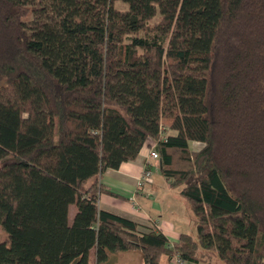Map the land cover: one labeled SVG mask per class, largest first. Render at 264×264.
Segmentation results:
<instances>
[{"label": "trees", "instance_id": "16d2710c", "mask_svg": "<svg viewBox=\"0 0 264 264\" xmlns=\"http://www.w3.org/2000/svg\"><path fill=\"white\" fill-rule=\"evenodd\" d=\"M148 141L196 237L98 206ZM0 229V264H264V0H0Z\"/></svg>", "mask_w": 264, "mask_h": 264}, {"label": "crops", "instance_id": "0c3cea01", "mask_svg": "<svg viewBox=\"0 0 264 264\" xmlns=\"http://www.w3.org/2000/svg\"><path fill=\"white\" fill-rule=\"evenodd\" d=\"M146 156L147 145L141 149L135 162L122 163L117 170H107L102 175L100 182L112 195L101 193L98 197V206L137 223L140 231H161L170 245L176 244L182 233L196 237V220L187 202L179 196V189L171 188L168 181L160 176L158 161L151 162L153 172L151 182L142 190H136V179L142 172ZM74 214V207L70 206L68 209L70 222ZM125 254L127 256L125 264L133 261L142 264L138 253ZM212 264L219 263L214 259Z\"/></svg>", "mask_w": 264, "mask_h": 264}, {"label": "built area", "instance_id": "2783aa9c", "mask_svg": "<svg viewBox=\"0 0 264 264\" xmlns=\"http://www.w3.org/2000/svg\"><path fill=\"white\" fill-rule=\"evenodd\" d=\"M164 133V127H161L160 129V135L162 136ZM164 139V137H163ZM147 145V156L145 158V161L142 166V172L139 175V177L136 179V190H142L146 185H148L152 180V168H151V162L152 161H158V153L156 151V142L155 141H148ZM172 264H187L183 261H181L178 258H175L172 260Z\"/></svg>", "mask_w": 264, "mask_h": 264}, {"label": "rangeland", "instance_id": "374dc122", "mask_svg": "<svg viewBox=\"0 0 264 264\" xmlns=\"http://www.w3.org/2000/svg\"><path fill=\"white\" fill-rule=\"evenodd\" d=\"M117 7L119 9H125V6H123V5L118 4ZM201 145L202 144H200V143L191 142L190 143V149H191V151H197L202 147ZM70 220H71V217H70ZM5 239H6V234L0 229V242L4 241ZM125 255H126L125 253H121L120 255L116 256L115 264H125L124 260L127 257ZM135 255H138V254L135 253ZM88 264H93V253H89ZM130 264H136V262L133 261V262H130Z\"/></svg>", "mask_w": 264, "mask_h": 264}]
</instances>
